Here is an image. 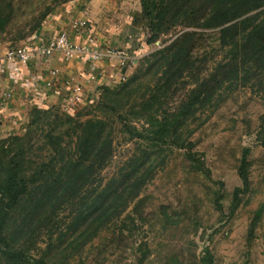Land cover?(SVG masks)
Returning <instances> with one entry per match:
<instances>
[{
  "label": "rangeland",
  "instance_id": "obj_1",
  "mask_svg": "<svg viewBox=\"0 0 264 264\" xmlns=\"http://www.w3.org/2000/svg\"><path fill=\"white\" fill-rule=\"evenodd\" d=\"M68 1L71 0H12V17L0 32V51L31 40L42 26L34 30L35 24H44ZM80 1L99 37L106 42H110L106 37L113 36L130 41L135 61L118 90L122 95L120 88L132 80L131 99L135 101L125 105L127 99L115 100L120 94L103 95L100 89L74 108L66 109V103L55 107L58 113L84 120L95 116L111 119L115 157L106 172H117L125 160L151 152L149 159L138 163L140 157L137 162L150 167V177L142 190L144 201L136 208L138 212L130 208L84 249L74 242L79 244L82 238H77L79 231L72 227L69 209L61 211L60 228L66 233L54 250L75 254L70 264H205L208 254L214 264H264L262 96L250 88L225 84L213 101L196 106L178 136L158 144L132 138L123 129L119 110L129 123L141 129L147 126L143 114L163 117L178 113L196 85L186 78L158 91L163 83L158 82L161 70L152 67L150 61L171 35L148 44L150 33L143 19L133 24V15L142 11L141 0H99L92 10L88 8L91 0ZM197 38L199 59H208L206 75L212 71V55L219 51L218 33L202 31ZM24 120L21 131L1 133L0 140L24 134L29 117ZM244 162L249 187L238 191L245 187L239 174ZM52 229L60 230L57 226ZM58 256L67 258L65 254Z\"/></svg>",
  "mask_w": 264,
  "mask_h": 264
},
{
  "label": "trees",
  "instance_id": "obj_2",
  "mask_svg": "<svg viewBox=\"0 0 264 264\" xmlns=\"http://www.w3.org/2000/svg\"><path fill=\"white\" fill-rule=\"evenodd\" d=\"M141 2L142 11L133 15V24L143 19L150 33L148 44L171 35L150 61L161 70L158 82L163 83H157L158 91L186 78L196 86L178 113L163 117L143 114L147 126L141 129L119 110L123 129L132 138L158 144L178 136L196 106L213 101L225 84L250 88L264 99V0ZM11 17L12 0H0V32ZM41 25L38 21L34 30ZM209 30L218 33L219 51L212 55V71L205 75L208 59L197 55V35ZM131 82L120 88L122 95L120 80L101 90L103 95L120 94L115 100L127 99L125 105H133ZM114 143L111 119L95 116L84 120L58 113L55 106L31 108L24 134L0 140V264H70L75 254L54 250L66 233L58 217L66 208L72 214V227L79 231L77 238H82L79 244L74 241L79 249L130 208L137 211L150 177V167L138 163L149 159L151 152L141 153L139 162L140 157L125 160L117 172L108 173L114 162ZM245 164L239 168L245 187L238 191L249 187ZM55 226L60 230L54 231ZM61 254L67 258L58 256ZM203 263L214 264L213 257L208 254Z\"/></svg>",
  "mask_w": 264,
  "mask_h": 264
},
{
  "label": "crops",
  "instance_id": "obj_3",
  "mask_svg": "<svg viewBox=\"0 0 264 264\" xmlns=\"http://www.w3.org/2000/svg\"><path fill=\"white\" fill-rule=\"evenodd\" d=\"M98 2L91 0L88 8H96ZM80 20L92 24L95 34L91 30L73 28V23ZM62 30L67 31L75 41H92L98 47L115 45L128 50L129 55L134 57L130 41H122L118 36H113L110 39L106 37L110 41L106 42L105 38L98 36L100 34L87 16L86 9L82 8L80 0L68 1L56 9L37 30L33 39L53 40ZM53 71L57 74L52 75ZM123 71L117 63L111 64L108 59L97 63L88 61L83 53H76L66 59L60 52H55L49 57L36 56L29 64L7 63L0 68V134L21 131L23 120L29 117L31 108L35 106H61L66 103L77 86L82 88L83 102L90 99L103 86L117 83ZM6 92L12 94L10 98H6Z\"/></svg>",
  "mask_w": 264,
  "mask_h": 264
},
{
  "label": "built area",
  "instance_id": "obj_4",
  "mask_svg": "<svg viewBox=\"0 0 264 264\" xmlns=\"http://www.w3.org/2000/svg\"><path fill=\"white\" fill-rule=\"evenodd\" d=\"M73 28H81L94 31V27L87 20L75 21ZM55 52H60L64 58L70 59L76 53H83L88 61L97 63L108 59L111 64L117 63L124 71L119 77V80L125 79L127 69L133 65L135 57L129 55V51L120 49L114 46L98 47L92 41H75L72 36L65 30H62L57 38L49 41L31 39L18 46L6 48L0 51V68L6 66L7 63L17 62L18 64H29L36 56L49 57ZM130 61V63L128 62ZM57 72L53 71L52 75ZM82 88L77 86L73 93L67 98L66 109L76 107L82 98ZM12 94L6 92V98H10ZM3 102H1V106Z\"/></svg>",
  "mask_w": 264,
  "mask_h": 264
}]
</instances>
